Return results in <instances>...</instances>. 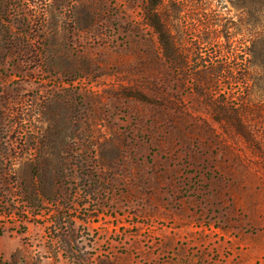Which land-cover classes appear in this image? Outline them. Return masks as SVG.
<instances>
[{
	"label": "rangeland",
	"instance_id": "1",
	"mask_svg": "<svg viewBox=\"0 0 264 264\" xmlns=\"http://www.w3.org/2000/svg\"><path fill=\"white\" fill-rule=\"evenodd\" d=\"M143 1L0 0V264H264V0H208L215 50L211 10L181 13L188 68L234 65L261 25L248 90L221 68L217 110Z\"/></svg>",
	"mask_w": 264,
	"mask_h": 264
},
{
	"label": "trees",
	"instance_id": "2",
	"mask_svg": "<svg viewBox=\"0 0 264 264\" xmlns=\"http://www.w3.org/2000/svg\"><path fill=\"white\" fill-rule=\"evenodd\" d=\"M142 7L148 24L157 35L166 62L174 71H180L182 81L187 78L193 79L197 94L205 99L214 110L219 108L213 101L212 96L218 91L221 68L226 66L227 72L232 73L235 66L238 67L240 75L238 83L242 84L244 90H248L249 81L252 77V68L257 66L253 56L261 35L257 29L261 25H256L251 20L244 21L245 29L242 33L244 35L242 45L245 46V49L242 50L243 54L240 58H233L235 62L239 59L234 65H232L233 62L230 60L232 55L228 54L226 61H224V57L216 60V56H211L209 59H199L194 66L188 68V56L183 50V25L181 24V19L184 15L181 16V13H186L185 11L192 8L195 10L198 8L211 10L210 19H204L200 25L205 26L207 29L210 28L212 36L205 41H202L201 37L197 39L202 41L201 43L199 42L201 45L206 42L215 50V47L220 45L218 41L220 35L215 23L216 18L221 16L218 7H211L208 4V0H144ZM252 10L250 9L251 12ZM220 51L218 49L216 52ZM198 57L196 55V60ZM230 108L232 107L223 106L222 108L220 106V109L224 111L223 118L226 120L227 125L238 124L241 126L237 125V130L241 132L243 130L242 126L246 124L244 121L245 117L237 112L232 113Z\"/></svg>",
	"mask_w": 264,
	"mask_h": 264
}]
</instances>
